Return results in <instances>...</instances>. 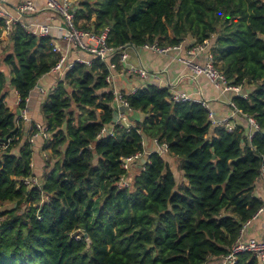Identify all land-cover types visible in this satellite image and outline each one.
Here are the masks:
<instances>
[{
  "label": "trees",
  "instance_id": "16d2710c",
  "mask_svg": "<svg viewBox=\"0 0 264 264\" xmlns=\"http://www.w3.org/2000/svg\"><path fill=\"white\" fill-rule=\"evenodd\" d=\"M72 5L75 27L92 33L108 28L113 48L209 41L218 69L247 95L232 101L259 130L248 141L241 124L231 133L212 129L202 106L170 103L168 89L148 85L122 93L131 128L116 126L112 137L98 139L112 125L115 109L109 69L92 59L90 65L75 64L43 96L40 120L34 122L47 127L51 140L38 138L31 146L4 100L13 90L16 110H22L59 55L50 36L12 26L0 53V142L12 138L0 153V208L11 205L0 212V264L216 262L263 205L253 189L264 175V0H72ZM111 61L119 70L118 59ZM153 139L180 160L179 174L166 156L152 152L130 188L119 189L120 160ZM46 150L50 161L43 165ZM37 161L46 169L41 175L34 173ZM30 177L39 178V188L24 185ZM235 264L259 262L241 254Z\"/></svg>",
  "mask_w": 264,
  "mask_h": 264
},
{
  "label": "built area",
  "instance_id": "2783aa9c",
  "mask_svg": "<svg viewBox=\"0 0 264 264\" xmlns=\"http://www.w3.org/2000/svg\"><path fill=\"white\" fill-rule=\"evenodd\" d=\"M45 7L61 17L64 25L63 39L67 43V47L87 54L90 56L89 58H91H75L74 60H70L68 50H62L58 46L52 45V51L53 53L59 55V60L54 65V67H52L50 71L51 74H53L57 79L62 78L63 75L70 71L75 64L90 65L92 59L103 61L109 69V75L106 77V82L114 96V109L117 113V120L112 123L111 126L102 128L97 136L98 139L103 137H112L116 126H119L120 128L124 127L126 130L131 128V125H128V123H131L129 119L131 115L129 105L123 99V92L117 91L112 86V72L116 70V65L111 60L116 58L118 59L119 64H124L128 58L126 53L127 49H133L134 51L140 49L154 55L170 57L172 61L181 64L185 68L192 80L204 78L216 93H231L233 94V97H247V95L242 94V91L238 87L230 85L225 75L218 69L212 53V46L209 41L198 44L192 43L189 45L180 43L176 46L168 47H161L158 45V43H146L139 48L133 46L113 48L109 46L107 42L110 33L108 28L102 29L99 33H92L77 29L75 27V11L72 5V0H45ZM34 11L35 7L31 2L23 3L17 7V14L19 16H23L26 12L33 13ZM0 19L3 20V30L7 34L10 33V28L12 26L19 25L32 35L41 37H47L50 35L48 26L35 25L34 27L29 28L28 25L21 23L16 17H14L11 12L2 8H0ZM129 72L136 74L139 79L142 80L149 76V73L141 67L132 66L129 68ZM152 77L157 80L158 74H153ZM35 90L42 97L47 94L46 91L39 86H36ZM137 90L130 91L129 93H135ZM168 91L170 103H196L202 106L207 111L208 121L212 129L223 127L226 132L231 133L235 130V128L238 127V123L235 121L232 122L231 117H238L239 120H244L245 124L247 125L244 136L248 141H250L253 135L259 130L255 120L242 114V112L232 101V97L227 102V107L231 111V116L228 118L217 119L213 111L210 109L208 102L202 98L201 94H198L197 97H193L182 91H176L174 89H168ZM27 102L28 100H26V103ZM121 109H123V111ZM28 114L29 112L26 104V106L20 110L18 119L25 122H30L32 125L27 137L28 144L31 146L34 145L35 140L38 138H42L48 144L51 140V137L48 134L47 127L39 122H31L28 119ZM11 141L12 138L4 142H0V153L7 149ZM149 142L152 145V148H147V142L143 140L141 143L143 150L141 152L135 153L120 160V169L124 172V175L117 182V187L119 189L130 188L132 185V180L127 178V174L130 173L132 169H136L135 176L139 174L137 171H143L145 164L148 162V156L152 152L157 153L162 157L168 155V146L166 143L159 142L156 139L150 140ZM48 151L49 150H46L45 152L41 153V157L44 160L47 159ZM141 160H144L145 163L142 164ZM31 167H33V164H31ZM24 185L27 186L28 189L33 187L39 188L36 177H30L24 181ZM261 211L262 208L258 213ZM250 222L251 221H248L243 225L238 239L230 247L228 254L221 257L217 264H235L237 257L241 254H250L258 260L259 264H264V241L255 238L244 237L245 228L250 224Z\"/></svg>",
  "mask_w": 264,
  "mask_h": 264
},
{
  "label": "crops",
  "instance_id": "0c3cea01",
  "mask_svg": "<svg viewBox=\"0 0 264 264\" xmlns=\"http://www.w3.org/2000/svg\"><path fill=\"white\" fill-rule=\"evenodd\" d=\"M31 2L35 11L26 12L23 16L17 14V7L23 3ZM0 8L8 10L11 12L14 17H16L21 23L28 25L29 28L34 27L35 25H45L49 27L50 38L52 39V44L58 46L62 50L66 49L69 52V59L74 60L75 58L84 59L77 55V51H74L71 48L67 47V43L63 39L64 25L61 17L56 15L54 12L48 10L45 7V0H0ZM9 42V34L5 33L2 27H0V53L1 49H4ZM193 41L190 40L188 43L183 42L186 45L191 44ZM128 58L127 61L121 65L119 70L112 72V86L114 89L120 92L129 93L130 91L144 88L148 85H154L159 88L164 89H174L176 91H182L190 96L197 97L198 94H201L202 98L206 100L209 104L210 109L213 111L217 119L228 118L231 116V111L227 107V102L233 94L225 93L218 94L216 93L210 84L204 79L199 78L197 80H192L185 70V68L174 61L170 57H163L159 55H154L146 51L137 49H127L126 51ZM141 67L149 73V76L144 80L139 79L136 74L130 73L129 68L131 67ZM158 74V79L152 77L153 74ZM55 79L57 78L49 73L48 75L42 77L37 84V87L45 89L48 94L49 91H53L55 87ZM47 96V95H45ZM44 98L34 90L31 92L30 97L27 102L28 108V119L31 122L40 120V107L43 103ZM6 106L11 110H16L18 104V97L13 90L8 91L5 98ZM138 119L141 120L143 115L138 113ZM232 122H237L241 124L245 131L247 125L244 120H239L238 117H231ZM17 120L18 116H17ZM240 122V123H239ZM17 125V124H16ZM22 130H25L26 137H28L29 131L31 129V123L20 121L19 125ZM150 148H152V145ZM149 148V149H150ZM34 170L37 169L35 174H42V163L41 161L35 162ZM139 173V171H138ZM138 175V174H137ZM254 195L260 199L263 203L262 211L257 214V216L250 222V224L245 228L244 237L245 238H255L258 240L264 241V176L262 175L254 185ZM216 262H208V264H217Z\"/></svg>",
  "mask_w": 264,
  "mask_h": 264
},
{
  "label": "rangeland",
  "instance_id": "374dc122",
  "mask_svg": "<svg viewBox=\"0 0 264 264\" xmlns=\"http://www.w3.org/2000/svg\"><path fill=\"white\" fill-rule=\"evenodd\" d=\"M74 51H76V50H74ZM77 53V55H80V56H82V57H90L89 55H87V54H84V53H82V52H79V51H77L76 52ZM55 83H56V79H55ZM45 90V89H44ZM47 91H51V90H47ZM47 95V94H46ZM128 125H131V123L129 124L128 123ZM132 126V125H131ZM147 148H148V144H147ZM50 152L48 151L47 152V159L46 160H44L43 158V165H45L47 162H49L50 161V157H49V154ZM167 157V161H168V164H169V166H170V168L173 170V172H175V174L176 175H178L179 174V166H180V160L179 159H177L176 157H173L172 155H168V156H166ZM165 157V158H166ZM35 158V157H34ZM44 170H46L45 168H42V171H44ZM35 172L37 171V169L36 170H34ZM137 173H138V171H137ZM135 174H136V169H132L131 170V172L130 173H128L127 174V178L129 179V180H133V178L135 177ZM41 178V177H40ZM38 180H39V178H37ZM11 207V205L10 204H5V205H3L1 208H0V212L1 211H4V210H8L9 208Z\"/></svg>",
  "mask_w": 264,
  "mask_h": 264
},
{
  "label": "water",
  "instance_id": "95a60500",
  "mask_svg": "<svg viewBox=\"0 0 264 264\" xmlns=\"http://www.w3.org/2000/svg\"><path fill=\"white\" fill-rule=\"evenodd\" d=\"M123 111V109H121ZM19 114H20V110H17L16 111V115L19 117ZM117 120V113L116 111L113 112V120L112 122L114 123L115 121ZM141 163L144 164L145 161L144 160H141Z\"/></svg>",
  "mask_w": 264,
  "mask_h": 264
}]
</instances>
